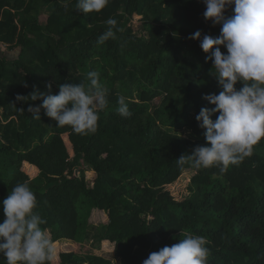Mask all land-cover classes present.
<instances>
[{"label":"trees","instance_id":"obj_1","mask_svg":"<svg viewBox=\"0 0 264 264\" xmlns=\"http://www.w3.org/2000/svg\"><path fill=\"white\" fill-rule=\"evenodd\" d=\"M76 3L0 0V202L15 185L28 183L54 245L110 241L120 264H143L188 234L206 239L210 264H264V138L224 173L176 162L206 144L195 117L214 107L203 96L221 91L210 74V53L189 37L197 30L201 38L217 37L221 26L204 18L202 0H109L87 14ZM134 15L144 22L141 34L133 30ZM109 18L118 22L116 38L97 44ZM90 71L99 72L108 89L95 133L58 127L44 109L33 119L27 109L42 100H16L34 90L48 93V84L52 95L63 83L87 85ZM120 96L128 118L116 111ZM88 170L95 174L91 182ZM186 173L178 192L175 184ZM95 209L106 213V222H89ZM48 264L111 261L56 251Z\"/></svg>","mask_w":264,"mask_h":264},{"label":"clouds","instance_id":"obj_2","mask_svg":"<svg viewBox=\"0 0 264 264\" xmlns=\"http://www.w3.org/2000/svg\"><path fill=\"white\" fill-rule=\"evenodd\" d=\"M206 6L203 16L220 25L217 37L203 35L197 30L189 38L200 41L206 60L212 61L210 74L215 77L219 94L203 96L211 108H201L195 119L204 129L206 144L197 146L190 155L176 160L179 166L193 170L218 166L221 173L229 165H239L253 154L255 146L264 138V0H202ZM109 0H77L76 10L85 14L102 11ZM234 5L233 15H224ZM117 20L109 18L107 29L97 44L116 38ZM221 46L226 54L221 52ZM211 50V51H210ZM100 73L90 71L89 83L59 85L56 95L34 90L28 97L17 94L16 100H42L27 111L40 120V111L56 122V126H70L78 134L95 133L99 112L108 107V89L99 81ZM242 86L237 89L236 85ZM116 111L123 118L132 115L126 98H118ZM218 114V115H216ZM213 115L216 119L213 120ZM37 198L28 183H18L0 202L5 219L0 222V255L4 264H48L54 252L50 236L41 227L47 223L35 209ZM204 237L188 234L178 243L164 246L150 253L143 264H210V249Z\"/></svg>","mask_w":264,"mask_h":264},{"label":"rangeland","instance_id":"obj_3","mask_svg":"<svg viewBox=\"0 0 264 264\" xmlns=\"http://www.w3.org/2000/svg\"><path fill=\"white\" fill-rule=\"evenodd\" d=\"M42 19H44V17ZM132 23H133V30L135 32H138L140 34L143 33L142 30H144L143 29L144 22L141 16L134 15L132 18ZM16 51L17 50L15 49L10 52L16 53ZM158 101L159 99H155L154 103H157ZM182 134L184 136H189V131L185 129L182 131ZM26 172L33 177V174H32L34 173L33 170L29 169V170H26ZM34 175L36 174L34 173ZM190 175H191L190 173L184 174V176L182 177L183 179H181L179 182L175 184V188L178 189V192L181 190L183 185H185V182L188 181L187 178H189ZM94 176L95 174L93 173V171L88 170L86 172V178L89 182L93 180ZM106 221H107V215L105 212L98 210V209H95L91 212V215L89 217V222L92 225H98ZM113 247H114V244L110 241H105V242L102 241L98 245H94L93 243H91V240L83 244L75 243L70 240H59L56 245L53 244V248H54L53 253H56V251L75 252V253H82V254L93 253V254L100 255V256H103L109 259L111 261V264H120L119 258L115 257L113 254Z\"/></svg>","mask_w":264,"mask_h":264}]
</instances>
